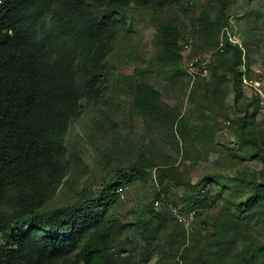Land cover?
<instances>
[{
    "label": "rangeland",
    "instance_id": "1",
    "mask_svg": "<svg viewBox=\"0 0 264 264\" xmlns=\"http://www.w3.org/2000/svg\"><path fill=\"white\" fill-rule=\"evenodd\" d=\"M68 1L67 6L63 0H47L37 51L48 64L67 60L78 64L86 84L80 98L82 116L68 128L66 169L54 195L39 211L72 207L81 194H96L113 181L107 190V217L116 231V246L106 251L100 264H197L203 260L241 264V248L250 241H264V217L242 213L237 218L227 211V206L249 196L254 182L264 180V0H228L224 11L209 0L149 5L112 0L121 13L108 31L114 30L115 37L99 61L93 55L108 32L84 54L79 44L72 50L71 43L51 34L58 20L82 17L79 0ZM85 1L89 12H97L98 0ZM205 11L212 16L209 20L202 18ZM167 21L181 27V44L192 40L191 50L183 52L178 66L161 60L159 24ZM227 40L243 50L241 79L228 69L232 50ZM70 51L73 59L67 58ZM192 61L196 65L190 70ZM224 74L228 79L218 86L216 80ZM139 80L161 91L164 105L179 118L185 117L187 129L181 125L180 131L178 120L174 126L153 122L136 109ZM143 153L156 166L142 177L135 176L126 167ZM121 168L124 173L115 177ZM159 168L168 169L161 184L156 178ZM159 190L168 191L166 202L158 201ZM199 193L207 204L190 209V196ZM25 210L14 188L0 196V220H11V226L0 231L3 248L11 250L12 233L29 227L31 216ZM153 210H164L174 219L163 227L152 216ZM222 221L228 225L224 235L238 238L234 254L225 260L214 251ZM240 231L247 236H239ZM35 250L30 249L31 257ZM73 258L70 254L49 264H71ZM24 261L19 251L0 254V264Z\"/></svg>",
    "mask_w": 264,
    "mask_h": 264
},
{
    "label": "trees",
    "instance_id": "2",
    "mask_svg": "<svg viewBox=\"0 0 264 264\" xmlns=\"http://www.w3.org/2000/svg\"><path fill=\"white\" fill-rule=\"evenodd\" d=\"M69 5L68 0H63ZM142 4L166 3L171 0H138ZM224 11L228 0H209ZM82 4V17H67L52 26L51 34L58 39L81 46L84 54L87 47L117 24L121 13L112 0H98V10L89 12L85 0ZM47 9V0H0V196L10 188L18 191L21 206L30 214L27 230L12 233V251H19L26 261L22 264H49L60 257L73 254L71 264H100L106 251L115 248V228L108 224L107 211L110 206L107 190L114 186L113 181L100 192L81 194L76 205L60 207L50 212L39 211L40 206L51 198L67 166L66 136L70 125L82 116L81 93L86 84L80 75L78 64L67 60L61 65L45 62L37 50L40 45L42 18ZM212 17L208 11L202 18ZM84 27L81 31L79 28ZM162 37L164 64L178 66L184 57L181 44V27L172 21L159 24ZM97 45L93 55L99 61L101 54L115 37L114 30ZM232 50L228 69L236 79L242 78L240 66L243 63V50L239 44L227 40ZM72 51L67 58H71ZM73 59V58H71ZM228 79L227 74L219 76L218 86ZM251 105V104H250ZM135 107L144 116L161 125H172L178 120L186 128L185 117L174 114L164 105L161 91L145 80L135 85ZM249 116V105L246 108ZM155 162L145 153L127 165L135 176L142 177ZM121 168L115 177L124 173ZM168 169L159 168L157 180L167 175ZM168 175H171L168 173ZM175 177V176H173ZM188 187H196L191 182H178ZM159 200L166 202L168 191L156 193ZM208 200L203 194L190 196L188 207L201 209ZM227 211L237 218L242 216L264 217V180L254 182L252 191L245 200L227 206ZM153 217L159 225L166 227L174 218L168 212L153 210ZM198 214H201L200 210ZM225 221L234 223L231 218ZM222 221L220 234L215 243V254L223 260L230 258L238 245V238L226 237V222ZM5 222V223H4ZM4 223V224H3ZM9 225V226H7ZM11 226L0 220V231ZM239 236L247 234L240 231ZM35 247L34 256L30 249ZM10 249L0 246V254ZM241 264H264V241H250L241 248ZM220 259V258H219ZM162 264V262H158ZM197 264H213L203 260Z\"/></svg>",
    "mask_w": 264,
    "mask_h": 264
},
{
    "label": "built area",
    "instance_id": "3",
    "mask_svg": "<svg viewBox=\"0 0 264 264\" xmlns=\"http://www.w3.org/2000/svg\"><path fill=\"white\" fill-rule=\"evenodd\" d=\"M191 48H192V40L191 39H186L184 42H183V52L184 51H189V50H191ZM195 65H196V62L195 61H192V62H189V68H190V70H193L194 69V67H195Z\"/></svg>",
    "mask_w": 264,
    "mask_h": 264
}]
</instances>
